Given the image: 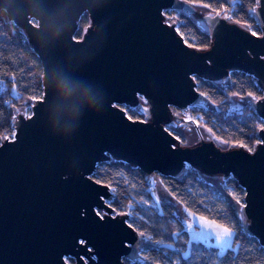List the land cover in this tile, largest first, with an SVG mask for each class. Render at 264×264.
<instances>
[{
    "label": "water",
    "instance_id": "water-1",
    "mask_svg": "<svg viewBox=\"0 0 264 264\" xmlns=\"http://www.w3.org/2000/svg\"><path fill=\"white\" fill-rule=\"evenodd\" d=\"M0 9L39 57L43 88L25 102L32 101L30 114L26 104L13 107V134L0 138V264L141 261L143 240L129 212H115L111 187L91 176L111 158L140 168L156 187L155 175L196 168L264 248V0L251 12L258 33L185 0H0ZM167 9L187 14L209 45L185 43ZM83 12L89 24L76 37ZM231 70L251 75L262 93L229 95L263 121L251 149L219 143L179 113L203 105L214 111L194 77L221 88ZM62 80L74 90H61ZM123 105L146 110L144 118H131ZM226 176L243 189L242 205L221 188Z\"/></svg>",
    "mask_w": 264,
    "mask_h": 264
},
{
    "label": "trees",
    "instance_id": "trees-1",
    "mask_svg": "<svg viewBox=\"0 0 264 264\" xmlns=\"http://www.w3.org/2000/svg\"><path fill=\"white\" fill-rule=\"evenodd\" d=\"M185 1L201 4L209 10L224 11L231 20L243 24L254 33L259 32L257 21L251 15L255 0ZM166 14L175 15L178 22H175L176 29L188 45L195 48H206L209 45L208 33L197 26L187 14L168 9L164 11L165 16ZM88 24V13L83 12L78 20L75 36L81 37ZM18 27L8 20L5 10L0 9L1 140L13 134V107L28 98L41 97L43 91L41 61L29 45L25 33ZM251 78L253 79L249 74L231 70L228 83L218 82L220 88L212 80L195 76L196 89L212 104L214 111L205 105L191 106L187 109L189 114H195L196 122L206 126L222 143L251 149L256 142L257 128L263 126V121L256 115L251 104L246 103L237 109H230L227 103L229 94H247L254 98L261 96V90ZM127 114L131 118L142 117V114L139 116L136 112ZM91 176L111 187L113 196L110 205L114 211H131L130 224L145 237L140 250L141 261L131 262L124 259V264H264V248L254 236L242 232L241 222H238L230 201L215 185L203 180L197 174L196 168L187 166L178 176H155L159 178L170 198L182 208L232 229L235 234L233 244L230 249L225 250L223 256L218 255L217 247L189 239L188 232L176 217L170 201L165 200L156 206L153 204V181L150 178L147 180L140 168L111 158L99 162ZM221 178V188L242 205L244 192L236 179L232 176Z\"/></svg>",
    "mask_w": 264,
    "mask_h": 264
},
{
    "label": "rangeland",
    "instance_id": "rangeland-1",
    "mask_svg": "<svg viewBox=\"0 0 264 264\" xmlns=\"http://www.w3.org/2000/svg\"><path fill=\"white\" fill-rule=\"evenodd\" d=\"M195 4H197V5H201V4H198V3H195ZM203 6V5H202ZM207 8V7H206ZM208 9V8H207ZM173 16V17H175V15L174 14H166V17H168V18H170V16ZM166 21H168V22H170L169 20H167L166 19ZM223 83H225V82H222V84ZM229 95H231V94H229ZM228 95V99H227V103H228V106H229V108L230 109H237V108H239L240 106H241V104H238V103H235V102H233V100L231 99V97ZM238 96V95H237ZM239 97H242V96H239ZM250 97V99H254V97L253 96H249ZM25 102H27V101H25ZM25 102H22L21 104H23V105H25L26 103ZM31 103H32V101H29V104H26L25 106H24V112H23V114L24 115H28V114H30V112H31V109H30V105H31ZM244 104H246V103H244ZM243 105V104H242ZM181 115H183L184 117H191V119L193 120L192 122H193V125L195 126V125H197V126H199L201 129H203L205 132H207L208 134H209V136H210V138H212L213 140H215V141H218L219 143H222L219 139H217L216 137H214L213 136V134H212V132L206 127V126H204L203 124H198L196 121H197V117H196V115L194 114V115H190L189 114V112H188V110H183V111H180L179 112ZM15 116H16V113H15ZM189 122H191V121H189ZM169 129H170V131L171 132H173V133H175V136L179 139V141H180V143H184L185 142V138L183 137V135L180 133V132H178V131H176L174 128H172V127H169ZM220 178V180H222V183H223V178H221V177H219ZM221 183V184H222ZM221 186V185H220ZM236 203H238V204H240L241 205V203H239L238 201H235ZM155 206L156 205H158L159 204V202H158V200L156 199L155 201H154V203H153ZM200 220H202V219H200ZM197 225H198V231H196L197 233L198 232H200V231H202L203 229H205V228H210L211 230H213V231H221L222 230V228H220V227H218V226H221V225H219V224H217V223H211V225L212 226H210V225H207V224H205V223H197ZM193 229V228H192ZM192 231L190 230V232L188 233L189 234V239L190 238H192L191 237V235H192V233H191ZM141 238L144 240L145 239V237L143 236V234H142V236H141ZM218 250H219V248H218Z\"/></svg>",
    "mask_w": 264,
    "mask_h": 264
},
{
    "label": "snow or ice",
    "instance_id": "snow-or-ice-1",
    "mask_svg": "<svg viewBox=\"0 0 264 264\" xmlns=\"http://www.w3.org/2000/svg\"><path fill=\"white\" fill-rule=\"evenodd\" d=\"M187 43V41H185ZM191 46V45H189ZM141 111H146L144 109H141ZM191 119V117H189ZM238 200V198H237ZM239 202V200H238ZM131 208V206H130ZM106 214V213H105ZM131 211H129L128 215H131ZM222 228L221 231H213L210 228H205L200 232L192 231V240L195 242L203 241L205 243H208L209 246H215L219 248L218 255L223 256L225 250L230 249L233 244V236L235 235L232 231V229L224 227V226H218ZM189 229L191 230V226H189ZM187 256V253H185Z\"/></svg>",
    "mask_w": 264,
    "mask_h": 264
},
{
    "label": "crops",
    "instance_id": "crops-1",
    "mask_svg": "<svg viewBox=\"0 0 264 264\" xmlns=\"http://www.w3.org/2000/svg\"><path fill=\"white\" fill-rule=\"evenodd\" d=\"M158 180H159V178H158ZM153 185L155 188L154 189L155 200L157 199L159 203H162L165 200L170 201V203H172V205L174 207V213H175L176 217L182 222L183 226L186 228L188 233L190 232L189 226H191V231L194 230L196 232V231H198L197 223H199V224L205 223V224L210 225V226H212L211 225L212 222L214 223V221H212V220H209V219H206V218H203V217H200V216H197V215L191 213L190 211L182 208L179 204L174 202L170 198V196L167 194V192L164 190L160 181H159L158 187L155 186L154 181H153ZM200 219H202V220H200ZM188 236H189V234H188ZM191 237H192V235H191ZM190 240H192V238H190Z\"/></svg>",
    "mask_w": 264,
    "mask_h": 264
},
{
    "label": "flooded vegetation",
    "instance_id": "flooded-vegetation-1",
    "mask_svg": "<svg viewBox=\"0 0 264 264\" xmlns=\"http://www.w3.org/2000/svg\"><path fill=\"white\" fill-rule=\"evenodd\" d=\"M141 100L143 102H145L142 98ZM123 108L125 109V111L128 113V112H136L139 116L140 114H142V112L138 109V108H133V107H130V106H127V105H123ZM144 118L143 114H142V117H139V119H142ZM67 261L70 263V264H73L74 260L70 257L67 258Z\"/></svg>",
    "mask_w": 264,
    "mask_h": 264
},
{
    "label": "clouds",
    "instance_id": "clouds-1",
    "mask_svg": "<svg viewBox=\"0 0 264 264\" xmlns=\"http://www.w3.org/2000/svg\"><path fill=\"white\" fill-rule=\"evenodd\" d=\"M59 87H60L61 90L65 91L66 94H67V93H70L71 91L74 90V89H73V86L70 85L67 81H64V80H62V81L60 82Z\"/></svg>",
    "mask_w": 264,
    "mask_h": 264
},
{
    "label": "built area",
    "instance_id": "built-area-1",
    "mask_svg": "<svg viewBox=\"0 0 264 264\" xmlns=\"http://www.w3.org/2000/svg\"><path fill=\"white\" fill-rule=\"evenodd\" d=\"M11 137V136H10ZM140 258H141V254H140Z\"/></svg>",
    "mask_w": 264,
    "mask_h": 264
}]
</instances>
